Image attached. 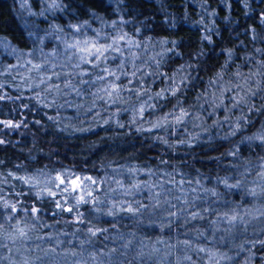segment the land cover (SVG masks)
Listing matches in <instances>:
<instances>
[{
	"label": "rangeland",
	"instance_id": "rangeland-1",
	"mask_svg": "<svg viewBox=\"0 0 264 264\" xmlns=\"http://www.w3.org/2000/svg\"><path fill=\"white\" fill-rule=\"evenodd\" d=\"M3 1L9 4L13 15L17 9L41 31L32 29L25 41H19L4 32L0 22V44L4 45L0 47V72L26 60H32L33 64L62 63L64 45L61 40L71 43L76 39L70 26L86 25L82 32L89 37L94 32L102 36L126 34L140 47L126 49L125 56L134 59L135 67L143 72L133 78V66L129 65L125 69L129 76L118 82L123 86L129 79L133 80V84L128 85L136 89L131 94L130 109L164 125L155 132L166 152L181 148L195 150L199 156L191 164L182 162L178 155L177 160L170 161L168 154L158 160L140 158L135 160L139 170L124 172L104 164L93 169L71 167L69 170L76 175L97 180L102 188L97 195L108 201L97 210L105 216L103 229L108 231L90 237L86 235L89 225L68 222L75 218L74 215L63 213L53 217L51 212L56 209L50 198L36 200L35 192L57 174L46 173L33 180L38 182L37 188L31 189L14 178L19 177L16 175L19 161L16 158L11 164L5 161L9 137L16 128L7 127L6 123L35 122L63 137L72 106L69 95H47L41 91L36 99L37 90L29 89L28 83L22 80L29 75L35 77L36 73L23 69L13 70L11 74L5 72L0 75V85H3L0 96L4 97L0 99V122H4L0 123V141H3L0 143V196L12 203L19 202L18 206L35 203L42 207L41 223L52 227L38 225L27 241L17 240L15 244L3 241L8 247L0 249V256L9 259L0 264H24L25 261L27 264H216V260L219 264H264V246L257 243L264 240V216L260 215L264 212V181L259 176V165L264 157L256 162V155L264 156V144L259 139H248L264 132V67H261L264 64V15L261 17L264 0H0V4ZM1 10L2 6L0 20ZM113 21L117 22L115 33L109 27ZM181 24L188 28L182 29ZM224 26L231 32L237 29L244 36L237 33L236 40L226 39L219 43L225 34ZM58 28L63 29V33H58ZM186 33L193 35L192 43ZM213 47L219 54L211 59ZM12 49L24 55H12ZM53 52L55 56L49 55ZM118 63H111L110 67L115 68ZM31 82L38 83V80ZM235 85L242 87L237 89ZM229 88L232 91H227ZM246 91L257 94L245 97ZM157 93L162 95L157 98ZM230 97H244L248 102L234 108V100ZM53 99L55 105H52ZM174 109L176 115L181 109L190 113L186 124L176 125L171 116L164 120ZM233 152L235 156L230 154ZM149 171L156 176L146 175ZM162 173L173 174L167 179L174 177L179 181L184 177L192 181L191 186L197 193L193 195L185 183L186 192L179 194L200 197L196 200L195 211L200 212L203 219L189 217L173 222L169 212L177 209L165 210L167 205L154 199L148 189L135 196L122 194L132 183H155ZM224 179H228L229 184L240 180L242 185L238 189H228L218 182ZM205 190H209L208 194ZM252 190L257 193L255 197L248 194ZM211 191L218 196H212ZM163 199L171 200L172 197ZM127 201L148 207L136 217L126 211L115 216L106 215L112 204L119 206ZM157 203L161 206L156 207ZM83 208L84 205L80 212ZM192 210L189 208V212ZM234 211L244 216L247 223L231 230L227 223L212 224L224 213L231 215ZM77 229L81 231L76 232ZM61 233L67 235H60L55 244L39 239ZM52 248L54 252L50 251ZM200 248L209 251L197 252ZM213 254L215 259H210ZM185 256H191V261L185 260Z\"/></svg>",
	"mask_w": 264,
	"mask_h": 264
},
{
	"label": "snow or ice",
	"instance_id": "snow-or-ice-1",
	"mask_svg": "<svg viewBox=\"0 0 264 264\" xmlns=\"http://www.w3.org/2000/svg\"><path fill=\"white\" fill-rule=\"evenodd\" d=\"M116 23V21H113L112 24L109 25L113 33L116 32ZM121 23H123V21ZM70 27L73 29V35L76 37V39H74L71 43L61 40V43L64 45L62 52V63L57 61L56 63L52 64L47 62L33 64L32 60H26L24 63L9 65L7 69H5L3 72H0V75H3L5 72L11 74L13 70L19 72L21 69L29 73H36L35 77L31 75L22 77V80L28 83L29 89L37 90V96L35 97L36 99H39L41 91L47 95L55 93L60 96H66L71 93H75L77 96H82L85 94V92H88L92 96H95L99 99H103L106 96L108 97L107 102L114 104L120 98V93L122 91H136L135 88L128 87V85L133 84L132 79H129L128 84L123 86L118 82L121 81L122 77L127 78L129 76V72L125 70L129 65L133 66V71L131 72V76L133 78H137V73L143 75L142 70L135 67V60L131 57L125 56L126 49L131 51L133 47L139 48L140 45L131 41L126 34H105L102 36L99 32H94V34L89 37L85 35L84 32H82V29H84L86 25H75ZM56 31L58 33H63V29L60 28H58ZM57 38L59 39V37ZM0 47H4V45L0 44ZM257 51L260 50L258 49ZM11 54L24 55L22 53H18L16 49H12ZM49 55L55 56L56 53L53 52ZM135 59H139V57H136ZM117 61H119V63L115 68L110 67L111 63H116ZM57 67L60 69L59 71H55ZM261 67H264V64H262ZM42 73L50 74L43 75ZM239 75L240 74L237 73L238 77ZM33 80H38V83H32L31 81ZM250 80L251 77H249V81ZM61 84H63V87H61ZM94 87L97 88V92L92 93L91 89ZM235 87L240 89L242 86L235 85ZM0 88H3V85H0ZM227 91H232V88L227 89ZM101 93L103 95H101ZM172 94L175 95V92ZM256 94V92L246 91L245 97L250 98ZM156 95L157 98H159L162 93H157ZM113 96H115L116 99H113ZM3 98V96H0V99ZM230 99L234 100V108H239L241 104H246L248 102L244 97L239 99L230 97ZM222 103L223 102L221 101L217 106H221ZM52 105H55V99H53ZM44 106L47 107L49 105L45 104ZM60 107H63V105H60ZM141 111H143V107H141ZM170 116L173 118L176 125H183L188 122L190 113L181 109L179 115H176L174 109L172 113H169L168 116L164 117V120H169ZM237 123H239V120ZM6 126L18 127L19 125H13L11 122H7ZM163 126L164 125L162 123L154 125L156 128ZM232 134L234 135L235 132ZM248 139H259L261 143L264 144V132H262L259 136L249 137ZM181 142L185 143V141ZM0 143H3V141H0ZM230 154L233 156L236 155L235 152ZM161 163L166 162L161 161ZM259 170L260 180L264 181V159H262V162L259 165ZM130 175H134V173L130 172ZM146 175L156 176V173L149 171ZM172 175V173H162L156 178V182L152 184H149L147 181L132 183L131 187L125 189L122 194L124 196H135L137 193L148 189L150 192H152L154 199L157 201L162 200L163 205H167L165 210L177 209V211L169 212V215L173 217V222L176 219L189 217L191 220H195L197 218L203 219L201 213L195 211L196 200L200 199V197L196 195L195 198H193L192 196L179 194L186 192V190L183 188V185L187 183L191 189V193L195 195L197 193V189L191 186L192 181L186 180L184 177H181L179 181H176L174 177L173 179H167L168 176ZM14 178L23 181V183L29 185L31 189L37 188L38 182H33L31 177ZM218 182L223 183L228 189H238L242 185L240 180H237L235 184H229L228 179H224L222 181L218 180ZM195 183L198 185L199 181H196ZM48 185H51V187ZM121 187H123V185H121ZM155 189H159V191H155ZM101 191V184L93 177H81L80 175H76L72 170H65V172L57 174L55 177L49 178L47 184L35 192V198L37 201L50 198V202L55 204L56 209V211L51 212L53 217H59L63 213L72 214L75 218L68 222L84 225L86 218L84 217V214L80 212V207L83 205H92L93 207L90 209V211H97L99 205H106L108 201L106 199L102 200L100 196L97 195ZM112 191L115 192L116 190L113 189ZM208 191L209 190H205V193L208 194ZM262 191H264V189H262ZM210 194L212 196H218L215 191H211ZM248 194L253 197L257 195L255 190H252ZM166 196H170L172 199H163ZM69 201H71V203H69ZM18 203L19 202L12 203L0 196V249L8 247V245L3 242L5 240L11 241L13 244H15L17 240L21 242L30 240V233L34 231L38 225L40 227H52L50 225L41 223V216L44 213V209L42 207L36 206L35 203L31 206L26 204L23 206H18ZM133 203L136 204L135 207H133ZM155 206L160 207L161 205L160 203H157ZM147 207L148 206L135 201H127L119 206L117 204H112L111 210L107 212L106 215L115 216L118 215L120 211H126L133 217H136ZM189 208H192L193 210L189 212ZM260 215L264 216V212L260 213ZM87 223L91 224V220H88ZM217 223H227L229 230H231L232 228H236L237 225L246 224L247 221L245 220L244 216H241L234 211L231 215H229V213H224L218 218V221H212V224ZM79 231L81 230H76V232ZM107 231L108 229L87 227L86 235H89L90 237H96L98 234H102ZM60 235L66 236L67 233L58 234L56 237L48 236L46 238L39 239H47L49 242L55 244L59 242ZM75 235L76 233L74 232L73 236ZM201 235H203V233H201ZM104 238L108 239V237ZM86 242H90V240L81 241V244ZM184 243L188 244L187 241ZM257 243H259L261 246H264V240L257 241ZM9 251H11V249H9ZM50 251L54 252L55 248H52ZM196 251L208 252L209 250L200 248ZM209 258L215 259V255L213 254ZM4 259L9 258L0 256V261ZM37 259H39V257ZM184 259L191 261L192 258L191 256H185ZM221 259L230 258L221 257ZM24 264H27V261H25ZM216 264H219V260H216Z\"/></svg>",
	"mask_w": 264,
	"mask_h": 264
},
{
	"label": "trees",
	"instance_id": "trees-1",
	"mask_svg": "<svg viewBox=\"0 0 264 264\" xmlns=\"http://www.w3.org/2000/svg\"><path fill=\"white\" fill-rule=\"evenodd\" d=\"M0 6H2L1 28L8 35L19 41H25L32 29L35 32L41 31L35 24L24 19L17 9L13 15L7 2L3 1ZM181 28L188 27L181 24ZM224 30V37L219 39V43H223L226 39L236 40L237 33L244 36V33L237 29L231 32L224 26ZM186 36L190 43L195 40L190 33H186ZM213 48L210 52L211 59L213 55L219 54V50ZM91 92H97V88H92ZM131 94L132 92L128 90L122 91L120 98L114 104L107 102L106 96L99 99L88 92L82 96L69 94L72 106L66 120L65 136L52 134L35 122H20L17 124L19 126L11 131L6 163L11 164V160L16 158L19 161L16 175L35 180L46 173L55 176L73 166L93 169L104 164L121 172L139 170L136 159L158 160L166 154L169 155L167 157L169 161L177 160L178 155L185 164L194 162L196 156H199V153L194 152L195 150L180 148L165 151L155 132L156 122L150 116L139 115L130 109L133 103ZM113 99L116 97L113 96ZM263 157L256 155V162ZM92 207V205H84L82 209L81 213L86 218L85 224L103 229L105 216L99 211H90ZM88 220H91V224L87 223Z\"/></svg>",
	"mask_w": 264,
	"mask_h": 264
}]
</instances>
